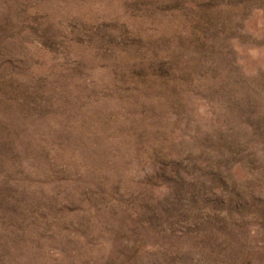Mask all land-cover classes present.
<instances>
[{
  "label": "rangeland",
  "instance_id": "obj_1",
  "mask_svg": "<svg viewBox=\"0 0 264 264\" xmlns=\"http://www.w3.org/2000/svg\"><path fill=\"white\" fill-rule=\"evenodd\" d=\"M0 264H264V0H0Z\"/></svg>",
  "mask_w": 264,
  "mask_h": 264
}]
</instances>
